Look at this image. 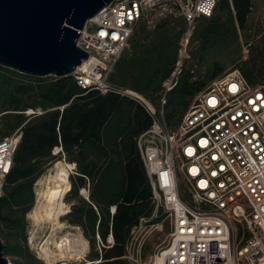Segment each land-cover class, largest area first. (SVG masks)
I'll return each mask as SVG.
<instances>
[{
	"label": "built area",
	"instance_id": "obj_1",
	"mask_svg": "<svg viewBox=\"0 0 264 264\" xmlns=\"http://www.w3.org/2000/svg\"><path fill=\"white\" fill-rule=\"evenodd\" d=\"M161 2L176 8L188 36L200 17L213 14L218 0H113L105 4L86 20L76 38L88 56L71 76L84 92L126 94L109 82V76L148 8ZM172 81L164 83L162 102L176 79ZM140 100L151 124L135 141L151 201L170 223L167 238L147 264H264V78L249 79L239 67L216 74L193 95L173 129L163 113ZM31 110L36 116L47 109ZM20 127L0 138V197L20 141ZM51 153L63 160L70 182L76 174L75 162L65 159L60 144ZM78 191L88 197L86 186ZM71 204L64 205L62 216ZM109 211L112 215L115 205ZM146 220L145 215L137 217L130 238ZM106 241L113 243L111 232ZM139 252L127 249L124 256L129 264H140Z\"/></svg>",
	"mask_w": 264,
	"mask_h": 264
},
{
	"label": "trees",
	"instance_id": "obj_2",
	"mask_svg": "<svg viewBox=\"0 0 264 264\" xmlns=\"http://www.w3.org/2000/svg\"><path fill=\"white\" fill-rule=\"evenodd\" d=\"M217 4L218 9L226 10L225 21L232 28H235L233 21L239 26L244 24L251 8V0H218ZM211 16L204 17L210 18L206 29L210 35L219 32L224 25L219 16ZM220 70L215 65L211 77ZM0 72L9 73V77L17 75L14 77L19 83L14 87L13 97L34 88L25 78L27 74L1 65ZM244 75L255 80L264 78ZM202 85L183 77L176 81L171 92L184 100L181 107L185 111L190 98ZM42 99L61 108L47 109L42 117L20 127V141L0 197V222L4 224L0 239L4 252L23 260L22 263L14 260L17 264H43L28 249L23 216L34 200L33 184L39 159L48 156L52 147L60 144L65 159L76 164V174L70 177L67 194L75 193L77 186L78 189L85 186L86 180L91 182L88 202L71 201L70 211L64 217L68 223L81 226L87 236L98 234L103 245L109 232L113 237L112 245L102 248L100 261L90 264H129L124 257L126 234L137 217L147 212L151 202L150 184L135 141L151 124V116L137 100L120 92H84L71 75L45 83ZM111 205H115L112 215ZM97 258L98 253L94 251L90 259Z\"/></svg>",
	"mask_w": 264,
	"mask_h": 264
},
{
	"label": "rangeland",
	"instance_id": "obj_3",
	"mask_svg": "<svg viewBox=\"0 0 264 264\" xmlns=\"http://www.w3.org/2000/svg\"><path fill=\"white\" fill-rule=\"evenodd\" d=\"M213 16H219L220 21L224 23L219 32L212 35L207 33L206 29L211 23L210 18L200 17L191 34L185 36L184 22L171 3L161 2L150 6L125 48V53L123 56H119L115 62L109 82L118 90H131L133 93L126 92L125 95L138 102L141 100L137 96H133L136 95L134 92L142 94L156 113H163L168 126L173 129L184 111L181 107L184 100L179 99L175 92H171L173 86L165 94V102H162L164 83L169 79L173 78L172 82H174V78L177 81L186 77L190 81L204 85L211 78L215 65L221 68L217 74L239 67L246 75L264 77V0H251L250 11L242 26L233 21L235 28H232L227 20L225 21L226 10L218 9V4ZM241 51H243L242 54ZM14 76L17 75L9 77V73L0 72V138L11 134L27 121L42 117V114L36 117L32 113H27V110L48 109L51 111L58 107L61 108V106L53 105L42 99L44 84L54 80L56 76L27 75L25 78L34 88L25 94H15L13 97L14 87L19 83V80ZM51 155L50 151L48 156L39 159L38 174L33 184L32 207L35 205V190L39 187L37 180L50 170L56 161L63 162L62 159H54ZM85 186L89 190L91 182L86 180ZM68 190L63 194L65 195L62 198L63 205L71 201L75 203L80 200L87 201L79 193L78 186L73 194H67ZM30 209L23 216L26 244L40 263L47 264L37 254L30 241V233L33 229L29 216ZM144 215L147 217L146 222L141 225L133 239L130 238L131 236L129 237V233L126 234L124 245L125 254L130 247L134 251L140 249L138 254L140 264L148 263L156 247L167 238L170 228L169 219L161 208H156L154 202H150ZM64 218L61 214L59 215V221L62 224L57 229L58 236L72 237V235L80 234L88 241V248L83 257L69 258L65 260L66 264H90L93 261L90 259V255L94 251L98 253L96 262L100 261V255L103 253L102 248L110 247L112 244L105 241L102 245L98 242L97 235L87 236L81 226L74 224L68 226ZM154 225L159 226L145 238V232L152 229ZM2 228H4V224L0 222V229ZM45 234V230H39L35 237L42 239ZM3 255L10 264H17L14 260L23 262L21 258L7 254L4 250ZM88 261L90 262L88 263Z\"/></svg>",
	"mask_w": 264,
	"mask_h": 264
},
{
	"label": "water",
	"instance_id": "obj_4",
	"mask_svg": "<svg viewBox=\"0 0 264 264\" xmlns=\"http://www.w3.org/2000/svg\"><path fill=\"white\" fill-rule=\"evenodd\" d=\"M111 1L0 0V65L33 76L71 75L88 56L76 44L80 29ZM0 264H10L1 239Z\"/></svg>",
	"mask_w": 264,
	"mask_h": 264
},
{
	"label": "bare ground",
	"instance_id": "obj_5",
	"mask_svg": "<svg viewBox=\"0 0 264 264\" xmlns=\"http://www.w3.org/2000/svg\"><path fill=\"white\" fill-rule=\"evenodd\" d=\"M125 51L126 49L120 56H123ZM242 52L240 53L242 54ZM126 92L133 93L129 89H126ZM134 94L136 95L133 96L142 99L151 107L142 94L135 92ZM26 112L32 113V110H27ZM37 182L39 187L35 190V205L29 211L33 228L30 233V241L35 247L37 254L47 264H66L65 260L69 258H82L88 248V241L85 237L80 234L72 235V237L58 236L56 234L57 229L62 224L59 221V215L65 209L62 200L65 195L63 194L71 187L65 164L60 160L56 161L53 167L45 172ZM82 195L84 198L87 197L86 193H82ZM158 226L154 225L152 229H148L145 232V238ZM39 230H45L46 234L42 239L35 237L36 232Z\"/></svg>",
	"mask_w": 264,
	"mask_h": 264
},
{
	"label": "crops",
	"instance_id": "obj_6",
	"mask_svg": "<svg viewBox=\"0 0 264 264\" xmlns=\"http://www.w3.org/2000/svg\"><path fill=\"white\" fill-rule=\"evenodd\" d=\"M140 103V102H139ZM141 104V103H140ZM142 105V104H141ZM143 106V105H142ZM145 109V108H144ZM65 219V221H67V219L66 218H64ZM67 224H68V226L70 225V223H68V221L66 222ZM72 226V225H71Z\"/></svg>",
	"mask_w": 264,
	"mask_h": 264
}]
</instances>
